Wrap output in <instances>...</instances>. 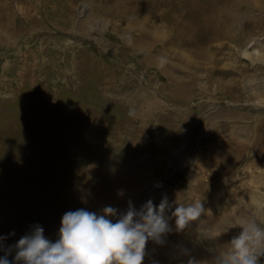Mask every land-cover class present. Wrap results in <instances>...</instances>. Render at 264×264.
Masks as SVG:
<instances>
[{
  "label": "rangeland",
  "instance_id": "rangeland-1",
  "mask_svg": "<svg viewBox=\"0 0 264 264\" xmlns=\"http://www.w3.org/2000/svg\"><path fill=\"white\" fill-rule=\"evenodd\" d=\"M175 1L181 5L176 10L181 22L196 27L192 44L187 26L179 38L181 32L169 23L175 8L167 2ZM123 6L135 7V16L113 14ZM143 7L146 11L139 12ZM197 9L196 0H0V147L5 141L8 148L1 150L0 165L14 154L12 160H27L34 169L30 179L22 180L25 186L34 182L23 193L12 187L17 182L11 175L0 172V235L14 231L8 243L28 231L30 223L45 224V234L56 239V219L50 218L56 211L49 201L56 197L58 212L69 200L64 197H76L74 190L90 183L89 167L103 182L112 173L128 176L142 165L147 180L132 201L136 207L149 198L159 203L165 193L177 204L204 203L192 228L168 233L164 244L149 241L143 264L153 257L160 264H187L192 252L204 264H216L222 249L214 248L216 234L229 240L246 217L264 226L259 217L264 216V195L251 194L255 182L250 177L264 176V153L257 163L248 146L249 156L244 153L234 168L219 163L223 156L217 155L229 142L264 144V10L253 12L248 38L254 45L248 48L231 37L242 32L238 20L233 32L201 45ZM245 11L212 14L217 24L211 34L229 14L239 18ZM246 47L248 52L258 48V56H242ZM93 119L96 126L89 124ZM239 131L246 138H235ZM252 159L255 167H247L244 163ZM51 169L50 186L46 174ZM211 171L227 172L218 188L209 184ZM241 191L247 196L234 195ZM221 214L223 221L212 227ZM229 224L234 226L226 231ZM180 246L190 254L185 256Z\"/></svg>",
  "mask_w": 264,
  "mask_h": 264
},
{
  "label": "clouds",
  "instance_id": "clouds-1",
  "mask_svg": "<svg viewBox=\"0 0 264 264\" xmlns=\"http://www.w3.org/2000/svg\"><path fill=\"white\" fill-rule=\"evenodd\" d=\"M204 208L201 200L177 204L165 193L159 203L149 198L136 207L129 201L125 210L111 204L101 211L69 209L60 219L54 240L39 223L12 243L7 238L14 231L0 235V264H143L149 241L166 243L168 233L184 230L201 217ZM173 218L174 226L170 223ZM236 225L240 231L216 255V264H264L260 259L264 256V226L255 219ZM231 226L234 225L229 224L226 231ZM180 247L184 254L190 252ZM149 264L160 261L153 257ZM187 264H200V260L189 255Z\"/></svg>",
  "mask_w": 264,
  "mask_h": 264
},
{
  "label": "bare ground",
  "instance_id": "bare-ground-1",
  "mask_svg": "<svg viewBox=\"0 0 264 264\" xmlns=\"http://www.w3.org/2000/svg\"><path fill=\"white\" fill-rule=\"evenodd\" d=\"M147 1V0H146ZM156 1V0H154ZM161 1H165V0H161ZM217 5H216V2H214L213 0H196V3H197V11H195L196 13V16L199 15L198 17L195 18L200 20V24H201V27L198 29V32L200 33V38H201V45L202 43L204 44L205 42H207V40L209 39V37H212V40L213 38H217L221 33L222 34H226L228 35L226 32H233L237 26L235 24H233L234 22H236V20L238 21H242L243 23V26H242V32L239 31L238 34H235V35H231L232 38H234L235 40H238V42H240V46H247L248 48H250L252 45H254V42L248 38L250 36V29H252L255 25V18L253 17V12L255 10H258V9H263L264 10V0H217ZM220 1V2H219ZM137 2V1H136ZM222 2V3H221ZM242 2L245 3V5L242 4ZM124 4H127V3H124ZM130 4V3H129ZM145 4V3H143ZM167 4H170V6H173L175 9H173V11L171 12L172 13V16H174V20L173 21H169L171 27L176 30L179 34L181 32V34L179 35V38L180 36H183L184 34V30H183V27L184 26H187V29L189 30L188 33L186 34H190L191 35V38L192 39H189V42L192 44L196 39L193 38V33L194 31L196 30V27L193 25V27H195V29L189 27L190 24H184V22H181V20L178 18V16L176 15V10L180 12V10H178V7H180L181 5L178 3V1L175 3H171V2H167ZM222 4V7H220V5ZM121 5V4H120ZM219 6V7H218ZM124 8H122V12H121V7H119L118 10H116L113 14L117 15L116 13H118V15L120 17L122 16H126V17H129V18H132L134 17L135 15L133 13H135V10L133 7H130V6H123ZM141 7V6H140ZM159 7V6H158ZM116 8V7H115ZM114 8V9H115ZM139 8V7H138ZM146 8L147 7H143L142 9L139 10V12H145L146 11ZM181 8V7H180ZM246 9L245 11V15L244 17H239L236 16V17H228L230 16V14L226 17L227 19L225 20L226 23L223 24V26H220V28H217V32L215 31L213 33V35L211 34V30L212 28H214V26L217 24V22L215 20H211L210 17L214 16L212 14L216 13L218 10H219V13L220 14H228V12L230 10H235L236 9ZM175 10V11H174ZM186 12L189 13V9H186ZM194 10V9H193ZM182 11V9H181ZM165 13L167 12H163L161 16H165ZM217 14V13H216ZM233 14V13H232ZM160 15V14H159ZM212 15V16H211ZM208 18H210V21H208ZM217 18V16H216ZM172 19V18H171ZM196 22V21H195ZM199 22V21H198ZM227 22L229 24H227ZM239 22V23H240ZM259 23V22H258ZM264 23V22H263ZM196 25V24H195ZM262 25V24H261ZM246 27V28H245ZM262 27V26H261ZM260 28V27H259ZM258 28V29H259ZM224 29V31H223ZM241 29V28H240ZM257 29V30H258ZM220 30V31H219ZM256 30V29H254ZM256 30V31H257ZM223 31V32H222ZM236 33V32H235ZM255 33V32H254ZM230 34V33H229ZM142 37L145 38V34L142 33L141 34ZM185 36V35H184ZM238 36V37H237ZM141 38V37H140ZM142 38V39H144ZM227 38V37H226ZM233 39V40H234ZM191 40V41H190ZM141 41V40H140ZM200 45V44H199ZM239 46V47H240ZM247 47L242 50L241 54L242 56H246V57H249L251 54L253 56H258L259 52H258V48L257 49H253L252 52H248L247 51ZM240 49V48H239ZM251 58V57H250ZM23 87V86H22ZM22 89V88H21ZM91 118V117H90ZM44 119V118H43ZM89 120V119H88ZM91 120V119H90ZM96 119L93 121H91V123H89L91 126H96ZM213 122V121H212ZM217 122V121H216ZM214 123V122H213ZM5 125V124H4ZM232 129V128H231ZM205 130V129H204ZM245 131V130H244ZM5 132V131H4ZM233 133V132H232ZM260 134V133H259ZM234 136H236L235 138H246V135L245 134H242V132H236L233 134ZM239 135L243 136V137H240ZM233 136V137H234ZM257 136V135H255ZM232 136L229 137L230 140H232L233 138ZM253 137V136H252ZM260 137V136H259ZM263 137V135H262ZM214 138V137H213ZM234 138V139H235ZM254 139H256V137H254ZM259 139V138H258ZM262 139V138H261ZM2 140V139H1ZM0 140V141H1ZM36 140V139H35ZM260 140V139H259ZM40 141V140H38ZM216 142V141H215ZM255 142V141H254ZM4 144H1L2 147H0V154L3 156V154L1 153V150H8V148L6 147L7 145V142L5 143V141H3ZM257 141L254 143V144H244L240 141H238V143L236 142H229V147L228 146H225V147H219V149L222 151V152H218V156H223V158L219 159V163H222L224 164L226 162V166L227 165H231L232 168H234V166H236L237 164V161L238 160H241L244 156V153L247 154L249 156V153H246L247 151V147L250 146V151L251 150H254L253 153H255L254 157L257 159L258 157V160H255L257 163H259L261 160H263L264 158L262 157L263 153H264V144L263 145H259ZM9 144V143H8ZM30 144L25 145L23 146L25 149V151L28 149ZM42 145V144H41ZM35 147V146H34ZM52 147V146H51ZM228 147V148H227ZM10 149V147H9ZM11 150V149H10ZM249 150V149H248ZM249 151V152H250ZM258 152V153H256ZM14 154H10L8 155L6 158H4V161L2 160V165H0V172L2 171H5V173L7 175H5L6 177L8 175H11L12 177V180H14V183L16 186H12V187H18V191H22L23 193V188L25 187V191H29V190H26L28 187H30L31 185L30 184H34L33 183H29L28 186H25V185H22V180H26V179H30L28 178V172L32 173L34 171V169L31 167L30 163L26 162L27 160H25L23 162L24 159H11L13 157ZM263 159H262V158ZM5 159H9L8 161L5 160ZM11 159V161H10ZM255 161H252L250 160V162L248 163H244L247 167L248 166H253L255 167ZM26 163V164H25ZM264 163V162H262ZM244 165V166H245ZM25 167V168H24ZM29 167V169H27ZM230 169V168H229ZM48 171V181L50 182V186L53 185L52 181L53 179L50 178L49 176V173H51L53 171V173L55 172V169H51L50 171ZM96 171V168L95 167H89L87 169V174H90L93 178L96 176V174H94V172ZM37 172V171H36ZM39 172V171H38ZM59 172V171H58ZM61 172L63 173L64 171L61 170ZM190 172V171H189ZM68 173V172H67ZM84 173V172H83ZM147 171L143 168L142 165H139V166H136L134 167L131 171L128 172V176L126 173H112L111 176L109 175L108 177H106L104 179V181H96V179L94 178V180L91 179V176H90V183L86 186L85 188V183L83 185V189L84 190H79V189H76L74 190L75 192H78L77 196L76 197H64V199H72L71 201H67V202H63V204H59L60 207H59V211L57 212V204H55L54 200L56 199H51L49 201L50 203V206L53 208L52 212H55V216H52L53 217H50L52 221H55L53 222L54 224V227L56 226L57 228H59L60 226V219L63 215V213L69 209H76V208H80V207H85V208H88L89 210H94V211H101L103 209L104 206L108 205V204H111L117 208H121L123 206H128V203L129 201H133L135 200V198L140 195L138 194L142 188H144V184H145V181L147 180L146 179V174ZM227 172L223 173V171H211V174H212V178H210L213 182H209V184L212 186L213 184H215V186L218 188V185L217 183L220 182V179L222 178V176L225 174L226 175ZM234 173V172H233ZM4 174V173H3ZM34 174V173H33ZM40 174V173H39ZM2 175V174H1ZM27 177H26V176ZM43 175V174H42ZM189 175V174H188ZM257 175V174H255ZM250 176L251 179H253L252 181L255 182L254 183V186L251 187V194H254V195H264V190H261L260 187L258 186H264V176L262 173L258 174V176ZM3 176V177H5ZM228 176V175H227ZM249 176V175H247ZM34 177V176H33ZM37 177V176H36ZM104 177V176H103ZM231 178V177H230ZM69 179V178H68ZM81 180L83 181H86L85 179L86 178H80ZM37 180V179H35ZM42 180V179H41ZM98 180V179H97ZM203 180V179H202ZM210 180V181H211ZM48 182V183H49ZM39 183V182H38ZM46 182V184H48ZM68 183V182H66ZM78 183V181H77ZM208 184V185H209ZM258 186H257V185ZM66 185V184H65ZM72 185V184H71ZM39 186V185H37ZM79 186V185H78ZM90 186L92 187V190H90ZM32 187V186H31ZM49 187V186H48ZM36 188V187H35ZM82 188V187H81ZM264 188V187H263ZM38 189V188H37ZM41 190V189H40ZM48 190V189H47ZM89 190V191H88ZM241 189H239L240 191ZM73 191V190H72ZM83 191H86V192H83ZM209 191L212 192V190L210 189ZM233 191V190H232ZM52 192V191H51ZM42 193V192H41ZM88 193L90 195H88ZM239 192L237 193H234V195L236 196H243L245 195L244 197L247 196V193L245 194L244 191H241V195L240 193L238 194ZM21 194V193H20ZM19 194V195H20ZM70 194V193H69ZM68 194V195H69ZM75 194V193H74ZM57 195V194H56ZM71 195V194H70ZM22 196V195H20ZM250 196V195H249ZM262 197V196H261ZM14 198V197H13ZM261 203L259 201L258 205L260 208L261 207ZM33 205V204H32ZM264 205V204H263ZM126 206V208H127ZM33 208L35 207L34 205L32 206ZM138 207V206H137ZM242 207V206H241ZM37 208V207H36ZM260 208H258L260 210ZM243 209V207H242ZM225 212V211H223ZM263 214V212H262ZM261 214V215H262ZM21 215V214H19ZM40 215V214H39ZM256 215V214H255ZM34 216H36V213H34ZM223 214H221L220 216L214 218L212 220V227H216V226H219L221 221H223L224 217H222ZM257 216V215H256ZM38 217V216H37ZM260 219H262V217L264 216H259ZM49 218V219H50ZM53 218H55L53 220ZM226 218V217H225ZM252 218L251 217H246L245 220H251ZM38 220V219H37ZM46 220V218H45ZM174 220V218L172 220H170V222H172ZM256 220V219H255ZM49 221V220H48ZM47 221V222H48ZM243 221V220H242ZM39 222V220H38ZM259 222V221H258ZM52 223V222H51ZM23 224V223H22ZM35 223H30L29 226H27V228L29 229L32 225H34ZM52 224V225H53ZM40 225L43 226V228L46 227L45 224L41 223ZM48 225V224H47ZM20 226V225H19ZM174 226V224H173ZM51 227V226H50ZM53 227V226H52ZM53 227V228H54ZM185 228H192L191 226V223H189ZM218 229V228H216ZM25 231V229H24ZM27 231V230H26ZM46 232V231H45ZM234 235V234H233ZM227 235L224 233H218L216 234L214 237H213V240H212V243L214 244V248L216 247H221L223 248L224 245L228 242V238L226 237ZM216 237V238H215ZM230 237V236H228ZM152 242V241H151ZM211 243V244H212ZM208 246V245H207ZM196 250V248H195ZM214 250V249H213ZM149 251V249H148ZM197 251V250H196ZM216 252V251H215ZM190 254V253H189ZM192 255L196 257V254L195 252L193 253L192 252ZM186 256V254H185ZM188 256V255H187ZM201 259V258H200ZM188 260V259H187ZM200 263L201 264H204L202 262V259L200 260ZM209 263V262H208Z\"/></svg>",
  "mask_w": 264,
  "mask_h": 264
}]
</instances>
